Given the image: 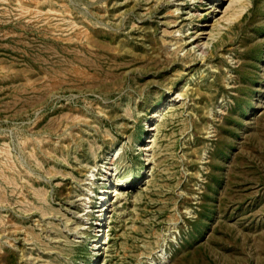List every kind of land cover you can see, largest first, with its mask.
<instances>
[{
    "label": "rangeland",
    "instance_id": "374dc122",
    "mask_svg": "<svg viewBox=\"0 0 264 264\" xmlns=\"http://www.w3.org/2000/svg\"><path fill=\"white\" fill-rule=\"evenodd\" d=\"M28 263L264 264V0H0V264Z\"/></svg>",
    "mask_w": 264,
    "mask_h": 264
},
{
    "label": "bare ground",
    "instance_id": "6f19581e",
    "mask_svg": "<svg viewBox=\"0 0 264 264\" xmlns=\"http://www.w3.org/2000/svg\"><path fill=\"white\" fill-rule=\"evenodd\" d=\"M201 1H203V0H201ZM179 5V4H178ZM177 5V6H178ZM179 10H181V8H177L176 10H175V12H178ZM34 11V12H33ZM31 12H33V13H35V12H37V13H39V11L36 9V10H28V9H25L24 10V13H31ZM51 12V11H50ZM52 13V12H51ZM194 15H195V13H194ZM196 15H197V13H196ZM196 28L198 27L197 25L195 26ZM194 27V28H195ZM202 28L201 29H199V30H202L201 31V33H198V32H193L192 33V35L190 36V38L192 39L191 41H190V43L189 44H187V42H185L184 44L186 45H193V48H192V50H194L195 52H199L202 56H206L207 55V52H208V48H209V45L211 44V42L216 38L211 32L210 33H208L207 34V41H204L202 38H201V35L200 34H204L203 32L206 30V29H204V27L205 26H201ZM77 28H78V26H77V24L76 23H73L72 25H71V29L72 30H77ZM184 42V40L183 39H178V40H176V42H175V45H177V48L176 49H183L182 47H183V43ZM189 48V47H188ZM191 51V50H190ZM178 97H181V94H179V96ZM220 114V113H219ZM161 115H159L158 113H157V115H155V117H160ZM151 131H156L157 130V127L156 128H154V127H152V129H150ZM151 142H154V143H156V139L154 138V140L152 141V140H150V141H146V143H151ZM121 149H118L117 150V156H115V157H110L109 158V156L107 157V158H104L105 159V165H104V169L101 171V169H99L97 172H101L100 173V176H98V178H96V180H98V181H102V184L104 185V186H106V185H108L109 184V181H111V179H113V177L115 176H117L118 175V165H116L117 164V162L119 161V158L121 157V155L119 154V151H120ZM138 150H141V151H147V150H150V148L149 147H145V146H142L140 149H138ZM5 153H6V151H5ZM107 156V155H106ZM111 170H115V172L113 173V174H111ZM96 171V168H94L92 171H90V172H92V173H94ZM96 175H98V173H95V174H91L90 176H96ZM92 180H95V179H92ZM126 182H128V180H125V181H117L116 182V184H117V186H125L126 185ZM93 185H95V183H93ZM103 190V189H102ZM105 190V189H104ZM116 190V189H115ZM109 193L112 195V193H113V191H107V190H105V191H101V192H97L95 195H94V197L93 198H95V201H94V205H92V206H90L92 209H91V211H89V212H91L92 213V216L94 217V219H95V221H94V223H96V221L97 220H102L101 219V217H104V215H105V213L108 211V209L107 208H105V197H106V195H109ZM120 193H119V191L118 192H116L115 191V197H117L118 195H119ZM89 197V196H88ZM87 198V197H86ZM87 201H90V200H87ZM112 201H115L114 203H115V206L118 204V200H117V198H114V199H112ZM86 203V202H85ZM97 204V205H96ZM87 205V204H86ZM83 206V205H82ZM85 210H86V208H85ZM84 210V211H85ZM89 210V209H88ZM84 213H86V212H84ZM80 221V220H79ZM94 223H92L93 225H94ZM101 223V222H100ZM108 224H110L109 222H107ZM38 224V223H37ZM42 224V223H41ZM91 224V225H92ZM90 225V226H91ZM93 225L91 226V227H93ZM37 226V225H36ZM83 228V227H82ZM102 231V229H100V230H97V232H101ZM98 234V233H97ZM101 244H100V241L98 242V241H94V243L93 244H90L89 245V249L90 250H92V251H94V255L96 254V251L97 250H99L100 248H101ZM29 264V263H28Z\"/></svg>",
    "mask_w": 264,
    "mask_h": 264
}]
</instances>
